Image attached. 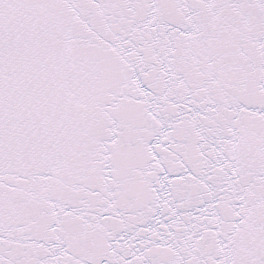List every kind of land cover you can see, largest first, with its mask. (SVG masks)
<instances>
[{
    "label": "snow or ice",
    "instance_id": "snow-or-ice-1",
    "mask_svg": "<svg viewBox=\"0 0 264 264\" xmlns=\"http://www.w3.org/2000/svg\"><path fill=\"white\" fill-rule=\"evenodd\" d=\"M0 264H264V0H0Z\"/></svg>",
    "mask_w": 264,
    "mask_h": 264
}]
</instances>
